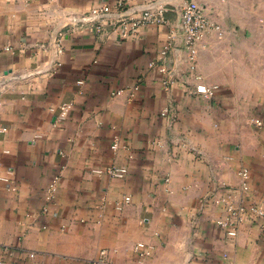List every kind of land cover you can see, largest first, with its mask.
I'll return each instance as SVG.
<instances>
[{"label": "crops", "instance_id": "crops-1", "mask_svg": "<svg viewBox=\"0 0 264 264\" xmlns=\"http://www.w3.org/2000/svg\"><path fill=\"white\" fill-rule=\"evenodd\" d=\"M120 1L0 0V244L35 252L17 264L102 249L115 264H264V217L230 238L204 202L242 167L264 198V0H195L224 30L196 62L179 27L189 0H126L165 19L127 39L92 21ZM138 242L153 256L138 262Z\"/></svg>", "mask_w": 264, "mask_h": 264}, {"label": "built area", "instance_id": "built-area-1", "mask_svg": "<svg viewBox=\"0 0 264 264\" xmlns=\"http://www.w3.org/2000/svg\"><path fill=\"white\" fill-rule=\"evenodd\" d=\"M121 11L117 16L112 17L111 7L108 5L96 6L92 10V21L100 22L101 25L108 24L115 28L117 34L122 39L137 36L140 28L145 25L163 23L164 8L147 6L144 9L127 7L126 0L119 2ZM101 25H99L101 27ZM180 33L188 58L191 62H196L199 53V46L206 36L215 32L220 35L224 33L223 27L218 22L213 21L205 9L195 0H189L180 9ZM171 39L176 40L175 33L171 34ZM198 83L195 84V92L200 96L211 98L217 92L216 86H209L202 82V76L196 75ZM166 82H170L167 80ZM5 81H0L3 86ZM64 108H68L65 106ZM117 173L116 168H111ZM241 178L237 188L221 185L217 191L211 193L204 202L219 204L225 214L216 219L215 224L223 229L230 238H236L239 234L240 225L247 221L249 216L264 217V198L258 199L251 194L249 168L242 167L239 170ZM57 177H55L46 189L47 199L52 201L57 192ZM134 257L138 262L153 256L154 247L146 242H138L133 247ZM35 252L27 250L22 246L10 244H0V264H17L21 259L34 257ZM86 264H115L108 257V250L102 249L97 258L88 260Z\"/></svg>", "mask_w": 264, "mask_h": 264}]
</instances>
